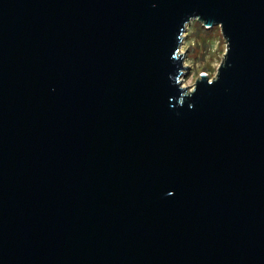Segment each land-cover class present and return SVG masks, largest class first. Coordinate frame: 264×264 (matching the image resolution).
Returning <instances> with one entry per match:
<instances>
[{
    "label": "water",
    "instance_id": "95a60500",
    "mask_svg": "<svg viewBox=\"0 0 264 264\" xmlns=\"http://www.w3.org/2000/svg\"><path fill=\"white\" fill-rule=\"evenodd\" d=\"M0 264H264V0H0Z\"/></svg>",
    "mask_w": 264,
    "mask_h": 264
},
{
    "label": "rangeland",
    "instance_id": "374dc122",
    "mask_svg": "<svg viewBox=\"0 0 264 264\" xmlns=\"http://www.w3.org/2000/svg\"><path fill=\"white\" fill-rule=\"evenodd\" d=\"M182 36L180 52L185 54L183 66L187 69L183 71L181 80L182 86L190 90L199 76L207 75L209 79L216 76L226 42L219 26L206 30L197 20L189 22Z\"/></svg>",
    "mask_w": 264,
    "mask_h": 264
},
{
    "label": "clouds",
    "instance_id": "9594fccd",
    "mask_svg": "<svg viewBox=\"0 0 264 264\" xmlns=\"http://www.w3.org/2000/svg\"><path fill=\"white\" fill-rule=\"evenodd\" d=\"M228 50V42H227V40H226V45H225V55H226V51ZM212 83V81H209V84H211Z\"/></svg>",
    "mask_w": 264,
    "mask_h": 264
},
{
    "label": "trees",
    "instance_id": "16d2710c",
    "mask_svg": "<svg viewBox=\"0 0 264 264\" xmlns=\"http://www.w3.org/2000/svg\"><path fill=\"white\" fill-rule=\"evenodd\" d=\"M202 27V26H201ZM207 30V29H206Z\"/></svg>",
    "mask_w": 264,
    "mask_h": 264
}]
</instances>
